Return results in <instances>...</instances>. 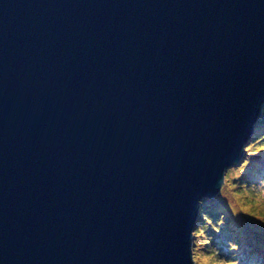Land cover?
Instances as JSON below:
<instances>
[{"label":"water","instance_id":"water-1","mask_svg":"<svg viewBox=\"0 0 264 264\" xmlns=\"http://www.w3.org/2000/svg\"><path fill=\"white\" fill-rule=\"evenodd\" d=\"M263 107L264 0H0V264H198Z\"/></svg>","mask_w":264,"mask_h":264},{"label":"rangeland","instance_id":"rangeland-1","mask_svg":"<svg viewBox=\"0 0 264 264\" xmlns=\"http://www.w3.org/2000/svg\"><path fill=\"white\" fill-rule=\"evenodd\" d=\"M257 122V137L248 141L241 160L226 170L218 193L201 200L205 212L219 213L198 221L193 236L198 264H264L263 114Z\"/></svg>","mask_w":264,"mask_h":264},{"label":"trees","instance_id":"trees-1","mask_svg":"<svg viewBox=\"0 0 264 264\" xmlns=\"http://www.w3.org/2000/svg\"><path fill=\"white\" fill-rule=\"evenodd\" d=\"M262 114L264 115V110L262 111ZM261 114V115H262ZM262 121H259V122H257V124H260ZM255 127V126H254ZM255 132L256 131H253V134L251 135V136H253L254 134H255ZM252 137H250V139H251ZM249 139V140H250ZM244 150H245V148H244ZM218 213L219 212H217V211H207V212H205L203 209H202V207L200 208V210H199V214H198V219L196 220V223H198V221L200 222L201 220H202V218H206V219H208V218H216V216L218 215ZM197 232H198V229H195L194 231H193V236L194 235H196L197 234ZM254 263V262H253Z\"/></svg>","mask_w":264,"mask_h":264}]
</instances>
